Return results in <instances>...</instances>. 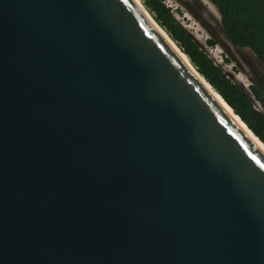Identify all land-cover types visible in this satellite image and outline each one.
Segmentation results:
<instances>
[{
    "label": "water",
    "instance_id": "water-1",
    "mask_svg": "<svg viewBox=\"0 0 264 264\" xmlns=\"http://www.w3.org/2000/svg\"><path fill=\"white\" fill-rule=\"evenodd\" d=\"M159 27L0 0V264H264V151Z\"/></svg>",
    "mask_w": 264,
    "mask_h": 264
},
{
    "label": "trees",
    "instance_id": "trees-1",
    "mask_svg": "<svg viewBox=\"0 0 264 264\" xmlns=\"http://www.w3.org/2000/svg\"><path fill=\"white\" fill-rule=\"evenodd\" d=\"M208 1L216 7L220 15V26L228 42L236 47L249 48L264 66V0ZM142 2L153 19L186 54L215 92L220 94V98L227 102L222 99L264 143V110L257 108L251 96L214 62L201 43L197 42L191 32L176 20L164 0H142ZM197 16L200 18L199 15ZM216 42L212 38L207 41L211 45ZM250 88L253 96L264 107V94L255 84Z\"/></svg>",
    "mask_w": 264,
    "mask_h": 264
},
{
    "label": "rangeland",
    "instance_id": "rangeland-1",
    "mask_svg": "<svg viewBox=\"0 0 264 264\" xmlns=\"http://www.w3.org/2000/svg\"><path fill=\"white\" fill-rule=\"evenodd\" d=\"M140 1L143 4L142 0ZM185 1L187 2L164 0L166 5L171 6L172 14L176 20L189 29L210 56L214 57L215 62L221 64L225 72H228L234 80L243 81L244 83L241 82V84L245 88L248 87V91L249 84L254 83L258 90L264 94V66L259 63V60L256 59L249 48L236 47L228 42L220 26V15L216 7L208 0H201L200 2ZM209 38L217 42L212 45L208 44ZM220 56L224 58V62L219 60ZM252 96L253 94H251ZM252 98H254V105L261 109L258 106L261 105L258 100L254 96ZM261 107L264 109L262 105Z\"/></svg>",
    "mask_w": 264,
    "mask_h": 264
},
{
    "label": "bare ground",
    "instance_id": "bare-ground-1",
    "mask_svg": "<svg viewBox=\"0 0 264 264\" xmlns=\"http://www.w3.org/2000/svg\"><path fill=\"white\" fill-rule=\"evenodd\" d=\"M135 2L138 4V6L140 7V9L142 10V12L148 17V19L154 24L155 27H157L158 29H160L159 25L154 21V19L151 17V15L148 13V11L145 9V7L143 6V4L141 3L140 0H135ZM162 35L165 37V39L170 43V45L177 50V52L179 53V55L185 60L188 61V58L186 55L183 54V52L181 50H178L177 45L171 40V38L169 36H166V34H164L161 31ZM187 62V63H188ZM192 71L193 68H191ZM198 75V73H197ZM198 77L200 78V76L198 75ZM201 81L203 82V84L206 86V88L210 91V93L218 100V102L226 109V111L229 113V115H231L235 121L238 122V124L242 127V129L247 133V135L249 137H251L255 143L257 144V146L264 151V144L249 130L247 129V127L242 123V121L238 118V116H236L235 112H233V109H231L221 98L220 96L215 92V90L209 86L208 82L206 81L205 78L201 77L200 78Z\"/></svg>",
    "mask_w": 264,
    "mask_h": 264
},
{
    "label": "clouds",
    "instance_id": "clouds-1",
    "mask_svg": "<svg viewBox=\"0 0 264 264\" xmlns=\"http://www.w3.org/2000/svg\"><path fill=\"white\" fill-rule=\"evenodd\" d=\"M203 1V0H202ZM210 2V1H209ZM211 3V2H210ZM169 6V5H168ZM170 8H171V6H169ZM176 10V9H175ZM184 26V25H183ZM185 27V26H184ZM189 30V29H188ZM191 35H192V37L197 41V42H199V40L191 33ZM200 43V42H199ZM202 45V44H201ZM203 46V45H202ZM204 48V47H203ZM205 49V48H204ZM206 50V49H205ZM207 51V50H206ZM208 53V52H207ZM209 54V53H208ZM210 55V54H209ZM213 60H214V57H212V56H210ZM226 58V57H225ZM219 60H222V62H224V58L222 57V56H220V59ZM214 62H215V60H214ZM216 63V62H215ZM216 64H218L222 69H223V67L221 66V64H219V63H216ZM224 70V69H223ZM228 73V72H227ZM228 75H229V77H230V79H232V80H234L233 78H232V76L228 73ZM235 82H236V84H238V85H240L241 86V88L248 94V95H250L251 96V94H252V90H251V85H254V83H250L249 84V91L247 90L248 89V87L247 88H245L244 86H243V84H241V82L242 83H244L243 81H241V80H239V82L238 81H236V80H234ZM253 97V96H252ZM251 97V98H252ZM252 99H254V98H252ZM259 102V101H258ZM260 103V102H259ZM261 109H263L262 107H261V105H258ZM264 110V109H263Z\"/></svg>",
    "mask_w": 264,
    "mask_h": 264
}]
</instances>
